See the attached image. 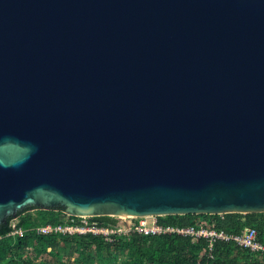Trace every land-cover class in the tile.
Here are the masks:
<instances>
[{
	"label": "water",
	"instance_id": "1",
	"mask_svg": "<svg viewBox=\"0 0 264 264\" xmlns=\"http://www.w3.org/2000/svg\"><path fill=\"white\" fill-rule=\"evenodd\" d=\"M264 212V0H0V225Z\"/></svg>",
	"mask_w": 264,
	"mask_h": 264
},
{
	"label": "trees",
	"instance_id": "2",
	"mask_svg": "<svg viewBox=\"0 0 264 264\" xmlns=\"http://www.w3.org/2000/svg\"><path fill=\"white\" fill-rule=\"evenodd\" d=\"M0 225V264H264V255L233 242L219 241L209 251L207 240L193 242L180 235H146L131 232L114 235L112 241L93 234H50L37 232L46 224H66L62 210L25 208L18 213L23 235H13L12 220ZM105 225L116 224L110 216L97 217ZM162 225L197 226L201 222L217 230L239 234L245 227L258 231L264 244V212L187 214L159 216ZM51 255L52 259L45 258ZM212 255V256H211Z\"/></svg>",
	"mask_w": 264,
	"mask_h": 264
},
{
	"label": "built area",
	"instance_id": "3",
	"mask_svg": "<svg viewBox=\"0 0 264 264\" xmlns=\"http://www.w3.org/2000/svg\"><path fill=\"white\" fill-rule=\"evenodd\" d=\"M66 224H46L37 227L39 234H93L112 241L114 235H124L131 232H138L146 235H180L191 237L193 242L200 239L207 240L209 251L212 252L214 245L219 242H233L238 246L248 248L253 252H260L264 255V244L258 238V231L253 227H245L239 234L229 233L225 230H217L207 222H201L197 226H172L162 225L158 216L131 217V216H110L117 220L116 224L105 225L97 220L96 216H70ZM100 217V216H99ZM120 219V220H119ZM123 220V221H121ZM18 218L12 220L13 235H23L24 229L18 226ZM212 256V255H211Z\"/></svg>",
	"mask_w": 264,
	"mask_h": 264
},
{
	"label": "rangeland",
	"instance_id": "4",
	"mask_svg": "<svg viewBox=\"0 0 264 264\" xmlns=\"http://www.w3.org/2000/svg\"><path fill=\"white\" fill-rule=\"evenodd\" d=\"M17 218H18V217H17ZM14 219H16V218H14ZM14 219H13V220H14ZM119 220H120V219H119ZM121 221H123V220H121ZM45 258L48 259V260H51V259H52V256H51V255H46Z\"/></svg>",
	"mask_w": 264,
	"mask_h": 264
},
{
	"label": "bare ground",
	"instance_id": "5",
	"mask_svg": "<svg viewBox=\"0 0 264 264\" xmlns=\"http://www.w3.org/2000/svg\"><path fill=\"white\" fill-rule=\"evenodd\" d=\"M124 217H126V216H124Z\"/></svg>",
	"mask_w": 264,
	"mask_h": 264
}]
</instances>
